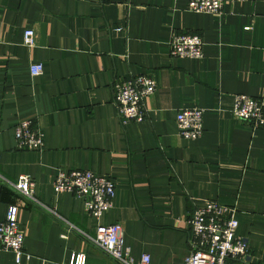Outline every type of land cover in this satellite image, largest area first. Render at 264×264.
Masks as SVG:
<instances>
[{
  "label": "crops",
  "instance_id": "crops-1",
  "mask_svg": "<svg viewBox=\"0 0 264 264\" xmlns=\"http://www.w3.org/2000/svg\"><path fill=\"white\" fill-rule=\"evenodd\" d=\"M27 28L37 33L31 47ZM181 31L202 36L203 57L171 56ZM34 63L42 74H31ZM139 74L157 88L145 120L123 123L114 85ZM236 94L264 96V0L225 2L218 13L191 11L188 0H0V174L29 175L41 202L0 179V220L18 206L30 255L18 262L0 247V264H69L77 253L119 264L83 234L116 222L135 258L182 264L193 209L209 199L237 208L248 264H264V129L233 117ZM194 106L205 110L204 131L187 139L176 116ZM28 119L44 132L41 150L18 147L15 127ZM59 169L112 177L113 207L88 215L80 197L54 190Z\"/></svg>",
  "mask_w": 264,
  "mask_h": 264
},
{
  "label": "built area",
  "instance_id": "built-area-1",
  "mask_svg": "<svg viewBox=\"0 0 264 264\" xmlns=\"http://www.w3.org/2000/svg\"><path fill=\"white\" fill-rule=\"evenodd\" d=\"M248 0H188V8L195 12L218 13L225 2ZM23 43L34 46L37 33L33 28L24 31ZM204 41L199 33L175 32L170 39V54L174 58H201L204 56ZM31 74L40 75L44 67L40 63L30 66ZM157 83L149 74H139L120 80L114 85V102L118 116L123 123L144 121L147 108L144 99L156 91ZM204 108L194 106L181 109L176 116L180 134L187 139H196L204 131ZM232 115L239 121L248 122L253 129H264V96L252 97L236 94ZM18 147L25 150H41L44 147V132L32 119L24 120L15 127ZM1 157V153H0ZM0 179L14 191L34 203L41 204L36 195V182L26 174L10 181L0 174ZM56 192H71L83 200L85 211L95 219H101L104 212L114 205L116 184L112 177L97 175L84 169H59L53 181ZM18 206L8 207L6 216L0 220V247L15 254L16 261L24 255L25 235L18 220ZM191 249L182 264H248L251 261L247 238L237 234L239 220L237 208L206 200L195 205L190 217ZM98 249L119 264H151V256L142 254L138 259L125 243L124 229L119 222L99 223L93 235L83 232ZM63 237L67 235L62 234ZM69 264H86V255L74 254Z\"/></svg>",
  "mask_w": 264,
  "mask_h": 264
},
{
  "label": "water",
  "instance_id": "water-1",
  "mask_svg": "<svg viewBox=\"0 0 264 264\" xmlns=\"http://www.w3.org/2000/svg\"><path fill=\"white\" fill-rule=\"evenodd\" d=\"M46 28H47L46 24L41 25V30H40V43L41 44H45V42H46V33H47Z\"/></svg>",
  "mask_w": 264,
  "mask_h": 264
}]
</instances>
